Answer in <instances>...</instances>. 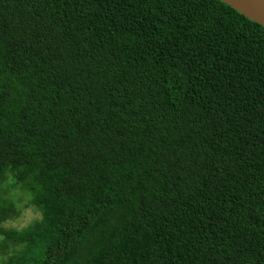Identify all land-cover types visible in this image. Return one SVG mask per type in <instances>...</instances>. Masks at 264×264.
I'll return each instance as SVG.
<instances>
[{"label":"trees","instance_id":"obj_1","mask_svg":"<svg viewBox=\"0 0 264 264\" xmlns=\"http://www.w3.org/2000/svg\"><path fill=\"white\" fill-rule=\"evenodd\" d=\"M8 175L0 220L10 190L42 218L0 228L2 264H264V27L220 0H0Z\"/></svg>","mask_w":264,"mask_h":264},{"label":"water","instance_id":"obj_2","mask_svg":"<svg viewBox=\"0 0 264 264\" xmlns=\"http://www.w3.org/2000/svg\"><path fill=\"white\" fill-rule=\"evenodd\" d=\"M264 27V0H220Z\"/></svg>","mask_w":264,"mask_h":264},{"label":"clouds","instance_id":"obj_3","mask_svg":"<svg viewBox=\"0 0 264 264\" xmlns=\"http://www.w3.org/2000/svg\"><path fill=\"white\" fill-rule=\"evenodd\" d=\"M12 182H13V179L11 175H8L7 180L4 181L2 184H0V186L6 187L7 185L12 184ZM18 194H19L18 192L14 193L13 191L10 190L7 194V198L14 201L15 195H18ZM28 198H30V194ZM16 207L19 208L20 205L16 204ZM41 218H42L41 213L33 209V215L25 223L17 225L16 221L13 218H5L3 220H0V228H4V229L11 228V229L19 231L23 228H26L28 223L31 222V220H40ZM8 254L10 255L11 253L9 252ZM5 258L6 257L0 256V264H2V261Z\"/></svg>","mask_w":264,"mask_h":264},{"label":"rangeland","instance_id":"obj_4","mask_svg":"<svg viewBox=\"0 0 264 264\" xmlns=\"http://www.w3.org/2000/svg\"><path fill=\"white\" fill-rule=\"evenodd\" d=\"M15 192L19 193L15 197L18 198V200H19V203H20L19 205L21 206V210L17 216L12 217V218L16 221L17 225H19V224L25 223L33 215V209H35V208L30 206V205H27V200H26L24 192L19 191V190H16ZM33 221L34 220H31L30 223H32ZM30 223H28V224H30Z\"/></svg>","mask_w":264,"mask_h":264}]
</instances>
